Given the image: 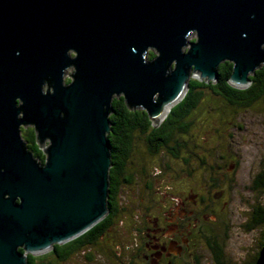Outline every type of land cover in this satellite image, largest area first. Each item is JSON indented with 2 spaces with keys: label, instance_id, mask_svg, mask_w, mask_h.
Returning a JSON list of instances; mask_svg holds the SVG:
<instances>
[{
  "label": "water",
  "instance_id": "obj_1",
  "mask_svg": "<svg viewBox=\"0 0 264 264\" xmlns=\"http://www.w3.org/2000/svg\"><path fill=\"white\" fill-rule=\"evenodd\" d=\"M224 62L236 89L264 66V0H0V264L107 216L114 97L156 128L191 78L215 83ZM21 126L48 141L43 162Z\"/></svg>",
  "mask_w": 264,
  "mask_h": 264
},
{
  "label": "rangeland",
  "instance_id": "obj_2",
  "mask_svg": "<svg viewBox=\"0 0 264 264\" xmlns=\"http://www.w3.org/2000/svg\"><path fill=\"white\" fill-rule=\"evenodd\" d=\"M195 39L196 35L188 38ZM64 80H68L67 75ZM199 101L189 120V131L179 135L187 141L178 152V162L163 151L140 159L142 152L141 155L151 154L141 149V144H133L124 167L125 173H134L133 184L120 188L117 223L100 241L102 255L96 256V264H105L106 257L108 264H121L111 253L120 254L122 244L138 238L139 232L136 235L131 229L145 216L139 217L141 205L137 204L152 203V219L156 211L165 212L176 201L177 186L178 207L186 212L178 217L198 232L194 246L186 251L188 260L184 264H192V256H196L198 264H212L207 239L213 238L221 242L227 264H255L260 255L264 264V226L254 223L257 209L264 211V192L252 188L254 179L264 170V100L247 108L231 107L205 90ZM199 157L207 165L200 168ZM183 159H188L189 164L183 163ZM141 161L144 175L139 172ZM159 167L167 168L159 172ZM188 170L191 173L187 174ZM146 183H151L150 194L144 191ZM72 261L80 264L77 259Z\"/></svg>",
  "mask_w": 264,
  "mask_h": 264
},
{
  "label": "trees",
  "instance_id": "obj_3",
  "mask_svg": "<svg viewBox=\"0 0 264 264\" xmlns=\"http://www.w3.org/2000/svg\"><path fill=\"white\" fill-rule=\"evenodd\" d=\"M148 58L153 59L154 54L150 53ZM231 71L232 64L224 62L217 68V76L219 79L216 80V83L214 84L191 78L188 84V90L183 99L171 108L166 118L156 128L151 125V121L144 110L129 108L121 96L112 99L111 111L108 118L110 132L106 135L110 145L111 161V167L108 171L109 195L107 205L109 213L104 219L81 236L62 246L56 245L55 250L61 259L93 245L94 241H97L101 235H103V237L108 235V232L116 225V215L119 210L116 198L117 186L122 180L130 182L133 179L134 173H132V175L127 171L125 173L124 167L126 165V160L129 157V152L131 148L133 149L134 143L137 142L141 144V149L145 148V150L151 154L146 155L144 153V155H141L142 152L139 155L140 159H143L144 157H154L152 156L153 154L161 153L162 151L166 152L167 156L171 159H174L177 150L178 152L181 151L183 143L187 141L184 136L179 135L184 133L187 134L189 131V120L191 119V116H193L194 110L199 106L200 96L205 90L211 92L214 96L220 97L231 107L247 108L264 100V66L256 69L252 75L249 76L250 85L245 89H236L227 83ZM29 140L32 139L29 138ZM180 141L182 142L180 143ZM177 144L178 148H176ZM32 150L36 159H44L35 145L32 146ZM138 153L139 151H137L136 154ZM199 159L200 168L207 165L201 162L202 157H199ZM183 163L187 165L189 164V160L183 159ZM140 164L139 172L141 175H144L145 170L142 161ZM189 173H191V170H188L187 174ZM148 185L152 187L151 183H148ZM252 188L264 192V170L257 175L256 179H254ZM150 206H152V203H150ZM257 210L258 215L256 216L254 223L264 226V211L259 210V208ZM214 216H216V214H214ZM207 243L212 256V264H227L223 248H221V242H219L217 238H213L207 239ZM19 251L21 252L20 249ZM113 253L114 252L111 254ZM261 253L263 254V252ZM73 257H75V254ZM27 258L29 264H42L36 262L37 258L31 256H27ZM262 260V255H260L255 264H262ZM197 262L198 261L195 257L193 259V264H198Z\"/></svg>",
  "mask_w": 264,
  "mask_h": 264
},
{
  "label": "flooded vegetation",
  "instance_id": "obj_4",
  "mask_svg": "<svg viewBox=\"0 0 264 264\" xmlns=\"http://www.w3.org/2000/svg\"><path fill=\"white\" fill-rule=\"evenodd\" d=\"M73 55L74 54L72 53L71 56ZM73 72H74L73 68H68L65 71L63 79L65 75H67L68 80L66 81L64 80L66 84H68L71 81V75ZM218 79L219 78L217 76V80ZM20 130H21V137L23 141L26 143L27 149L30 152H32L34 158H35V155L32 150L33 145H35L42 154L41 149L45 148L48 145V141H45L44 143H42V148H40L36 140V132L33 126H21ZM29 138H31L33 142L32 140H29ZM176 148H178V144ZM174 158L177 159V162H178V150ZM39 161L43 162L44 159L41 160L37 158V162ZM165 168L159 167V172H162ZM176 175H177L176 179L178 182V167L176 170ZM130 184H133V179L130 182L122 180L121 183L120 182L118 183L117 191H116L118 207H119L118 198L120 194V188L126 185H130ZM143 188L145 189L144 191H146L149 194L152 191L151 190L152 188L148 185V183L144 184ZM168 189L169 188L166 187V190ZM175 195H176L175 196L176 201H174L165 212L160 213L159 211H156L152 219L150 218L151 217L150 216L151 214L150 204L148 202H145L144 204L139 202V204H137L139 206L141 205L139 208L141 209V212H138L139 217L145 216V218L144 220L140 219L141 222L136 226L134 230L131 229V232L138 231L139 236L137 239H133L131 243H127L125 245L122 244L121 246L122 250L120 254L114 251V253L111 256H113L115 260L117 259L121 264H184V263H187L188 259L186 260L185 258V256L187 255L186 251L188 250V247L190 245H191L190 247L194 246L193 239L195 237V234L198 232L197 231L193 232L191 229H189L188 223H185L184 219H181V218L179 219L178 217L186 213L185 210L179 209L178 207V186L176 187ZM172 198L173 196L172 194H170V199ZM120 210L121 209L119 207L116 218H118ZM136 235H138V233ZM102 238H103V235H101L97 241H94L93 245H90L88 248L82 249L81 251L74 253L75 257H73L74 254H71L61 259L59 255L57 254V251L55 250L56 245L53 247L52 250L46 253H43L37 256H33V255H28V256L37 258L36 262H39L42 264H72L74 262V261L70 262V260L72 259H77V261H79L80 264H96L95 263L96 256L102 255L100 254V252L102 251V245H103V244L101 245L100 243ZM123 243H126V242H123ZM58 246H62V245H58ZM127 250L129 253L128 255H127ZM122 254L123 256H121ZM193 257L195 258L196 256H192V258ZM120 258L121 259L125 258V260L120 261ZM108 260L109 258L106 257L105 264L109 263ZM27 262H28V258H27Z\"/></svg>",
  "mask_w": 264,
  "mask_h": 264
}]
</instances>
